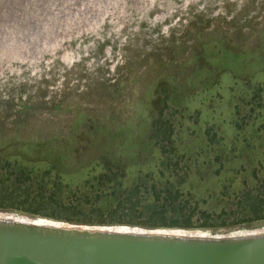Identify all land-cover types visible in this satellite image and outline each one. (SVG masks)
Returning a JSON list of instances; mask_svg holds the SVG:
<instances>
[{"label":"rangeland","instance_id":"374dc122","mask_svg":"<svg viewBox=\"0 0 264 264\" xmlns=\"http://www.w3.org/2000/svg\"><path fill=\"white\" fill-rule=\"evenodd\" d=\"M14 17L0 24V143L35 144L73 184L92 159L121 160L129 184L154 169L162 117L180 155L264 162V0H40Z\"/></svg>","mask_w":264,"mask_h":264},{"label":"trees","instance_id":"16d2710c","mask_svg":"<svg viewBox=\"0 0 264 264\" xmlns=\"http://www.w3.org/2000/svg\"><path fill=\"white\" fill-rule=\"evenodd\" d=\"M96 134L92 132L85 150L96 147ZM150 134L158 152L152 161L154 169H139L129 184V168L121 160L94 158L88 162V179L73 184L66 181L70 174L52 165L41 166L49 162L34 158V153H40L33 149L35 144L17 140L0 143V211L69 223L147 229L218 231L264 224L263 161L248 170L217 157L215 162H200L180 155L174 145V127L162 117L154 122ZM202 168L208 174L199 179L197 173ZM227 172L231 174L227 176ZM196 179L199 183L216 182L220 189L195 190L191 185Z\"/></svg>","mask_w":264,"mask_h":264},{"label":"water","instance_id":"95a60500","mask_svg":"<svg viewBox=\"0 0 264 264\" xmlns=\"http://www.w3.org/2000/svg\"><path fill=\"white\" fill-rule=\"evenodd\" d=\"M0 264H264V228L216 234L0 211Z\"/></svg>","mask_w":264,"mask_h":264},{"label":"bare ground","instance_id":"6f19581e","mask_svg":"<svg viewBox=\"0 0 264 264\" xmlns=\"http://www.w3.org/2000/svg\"><path fill=\"white\" fill-rule=\"evenodd\" d=\"M40 0H0V24L6 20H14L17 12L23 9L28 3Z\"/></svg>","mask_w":264,"mask_h":264}]
</instances>
